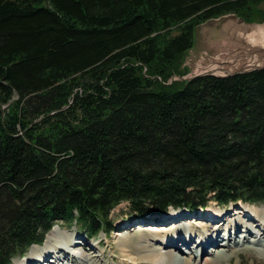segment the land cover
I'll return each mask as SVG.
<instances>
[{
  "label": "trees",
  "instance_id": "trees-1",
  "mask_svg": "<svg viewBox=\"0 0 264 264\" xmlns=\"http://www.w3.org/2000/svg\"><path fill=\"white\" fill-rule=\"evenodd\" d=\"M228 13L264 21V0H0V264L122 202H264V69L169 83Z\"/></svg>",
  "mask_w": 264,
  "mask_h": 264
},
{
  "label": "rangeland",
  "instance_id": "rangeland-1",
  "mask_svg": "<svg viewBox=\"0 0 264 264\" xmlns=\"http://www.w3.org/2000/svg\"><path fill=\"white\" fill-rule=\"evenodd\" d=\"M201 53H204L203 48L200 52L195 53L191 61L188 60V62L192 64L193 71L194 68L197 67L196 66L197 61L200 59V56L197 54H201ZM258 205H262V204H258ZM238 206L239 205H237V207ZM209 207L210 208L212 207L213 209L217 210L216 213L224 209V208H220L216 203L212 201L209 204ZM249 207L253 208L252 204ZM167 210H168L167 213L162 217H157L159 214L155 213L146 221L135 220V218H133L134 214L130 211L128 202H122L112 211L110 217L111 220L110 228L115 227L116 230L113 233L111 232L109 234L100 232L95 237H92V239H87V237L85 236L86 233L80 225L71 226L64 221H59L58 224H56L54 227L50 229L48 236L46 237L47 243L45 244V247L41 248V251L54 250L55 252L56 249L58 251L61 249L58 255L54 253L55 261L53 263L47 261V264H132L129 261L132 259H135L138 262V264H147L143 260L138 259L140 252L136 248V246H139L138 244L142 245L144 243L145 237L148 234L147 232L156 229L157 231H151V233L148 236L151 237L155 233H159L157 237L161 238L162 236L160 235H165L166 232L165 230L167 231L174 229L176 231L185 230V233H187L191 231L190 227L195 225V223L199 224V226H201L203 229L206 227L205 226L206 224L200 223L201 219H195V218L192 219V218L184 217V220L176 221L174 223L170 222V220H168L170 218L168 217H170L171 209L169 210L168 208ZM152 214L153 211L147 212V215H152ZM238 216H241V213L238 210L237 211L230 210V213L227 214L226 216L227 223H228V218H231L234 221L235 219H237ZM246 219L249 220L250 217L249 218L246 217ZM126 221H128L129 223L127 222L126 226H124ZM249 222L253 224L251 220H249ZM149 224H158V225H155L156 227L152 228L148 226ZM167 224L168 225L175 224V225L169 227ZM216 224H217L216 222L211 223L212 229L216 230L218 228L216 227ZM233 224H231L230 226H233ZM140 226H142L143 228ZM224 226H226V223ZM246 228L247 227H245V229ZM220 230H221V236L220 234L215 235L213 233H212L213 235H210L209 233H207V231L202 232L205 234V235L202 234L204 237L216 239L212 243H209L208 240L205 238H203L205 239V241L202 239L203 241L202 245L198 244V242H195L194 240L191 241V243H189L191 238L187 240L188 241L186 243L188 244L187 246L186 244H184V242L182 244L179 242L181 247H178L177 249L174 248L175 250L174 252L176 254L174 256V259H172L173 260L172 264L175 263L176 264H244V262H247V264H264V232L260 228L256 227V229H253V231H251L253 234L249 232L250 229L247 230L240 229L236 237L234 236L235 238L232 237L233 228H232V233L229 229V233H230L229 239H225L222 237V235L224 236L225 234L224 228L221 227ZM247 231L249 233L248 236L247 234H245V232ZM79 232H81V236L85 237L87 240L85 238H80L78 235ZM182 234H184V232ZM125 236L127 238H125ZM218 236H219V241H217ZM77 237H79V241L77 240ZM193 237L196 238L197 240L200 239L196 235H193L192 238ZM68 238L69 240L73 238V242L71 241L70 243L69 241H67ZM127 240L129 244H127ZM205 242H208L209 245L203 246V243ZM151 244L154 246L153 248L155 251L162 250L163 253L168 248L169 250L170 249L172 250L173 247L170 246L168 242L164 243L162 241H158L157 239L156 240L153 239ZM31 247L26 251L23 258H21V256L18 255L13 259L11 264H24L26 258L30 257L32 254ZM128 247L131 250V252L129 251ZM90 248H93V250ZM37 250L40 249L37 248ZM62 251H66L67 253L63 255L61 254ZM134 251L137 254H135ZM209 257L211 258L213 257L212 261L210 259L208 260L206 259ZM37 261L39 260L38 259L33 260V264H36Z\"/></svg>",
  "mask_w": 264,
  "mask_h": 264
},
{
  "label": "water",
  "instance_id": "water-1",
  "mask_svg": "<svg viewBox=\"0 0 264 264\" xmlns=\"http://www.w3.org/2000/svg\"><path fill=\"white\" fill-rule=\"evenodd\" d=\"M202 48L204 53L197 54L200 59L193 71L188 60ZM182 67L187 68V73L173 75L169 83L201 76L225 78L264 69V21L249 22L236 13H228L199 23Z\"/></svg>",
  "mask_w": 264,
  "mask_h": 264
},
{
  "label": "bare ground",
  "instance_id": "bare-ground-1",
  "mask_svg": "<svg viewBox=\"0 0 264 264\" xmlns=\"http://www.w3.org/2000/svg\"><path fill=\"white\" fill-rule=\"evenodd\" d=\"M253 206V205H252ZM242 207H247L246 205H242ZM211 212H216L215 209H211ZM249 210V212H252L254 211L256 215H258L261 219H264V207L263 206H259V205H254L253 208H245V211L247 212V210ZM237 211V210H236ZM216 216V215H214ZM178 217V215L175 216V218ZM248 217V216H247ZM249 218V217H248ZM227 219V218H226ZM251 220V219H249ZM248 219H244L243 216H238L237 219L235 220V223L239 222L241 224H244L247 229H250L252 226V224L249 222ZM228 223L229 225L233 224V219L231 218H228ZM206 226V227H205ZM204 229L199 226L198 224H195L193 226L190 227V230L193 234H196L198 236V238H201V236L205 239L208 240L209 243H212L213 241H215L216 239H211V238H208V237H204L202 234V232H205L207 231V233H209L210 235H213V230L211 228H208L207 225H205ZM58 227V226H57ZM141 227V226H140ZM158 227V226H157ZM154 228V227H152ZM167 228V227H166ZM151 231H157L156 229H153ZM151 231L147 232V236L145 237V241L144 243L141 245V244H138L139 246H136L137 250H139L140 254L138 256V259L140 260H143L145 263L147 264H172V259H174V256H175V249H177L179 246V242H178V237L175 238V236H179V237H182V233L184 232L185 233V230L184 231H176V230H170V231H167L165 230V235H160L162 236L161 238H158L157 236L159 235V233H155L153 236H148ZM182 232V233H181ZM234 232V231H233ZM264 232V231H263ZM51 233V232H50ZM205 235V234H204ZM209 235V236H210ZM216 235V234H215ZM219 237V236H218ZM125 238H127L125 236ZM194 238V237H193ZM154 240H158V241H162L164 243H167L170 245V246H173L172 247V250L169 248L163 253L162 250H154V246L151 244L152 241ZM205 239H203L205 241ZM67 241H69L71 243V241L73 242V238H71L69 240V238L67 239ZM137 241V240H136ZM193 241V239L191 238L190 242ZM140 242V240H139ZM138 242V243H139ZM142 242V241H141ZM188 241H185L184 244H186ZM47 243V241L44 243H41V244H34L32 247H31V250H32V254L30 257L26 258V260L24 261V264H28L29 262H32L33 260H44L45 258V250L44 251H41V248L45 247V244ZM73 244V243H72ZM125 244V243H124ZM127 244L128 243V240H127ZM71 245V244H70ZM134 245V244H133ZM168 245V247H169ZM188 245V244H186ZM126 246H129V245H126ZM135 246V245H134ZM37 248H39L40 250H37ZM93 250V248H90ZM129 249V247H128ZM133 249V248H132ZM61 250V249H60ZM60 250L58 251L57 249L54 251H52V253H55L56 255H58L60 253ZM47 253L48 251H51V250H46ZM129 251L131 252V250L129 249ZM58 252V253H57ZM135 252V251H134ZM67 252L66 251H62L61 254L65 255ZM69 253V252H68ZM133 254V253H132ZM135 254H137L135 252ZM133 258V257H132ZM213 258V257H212ZM212 258L209 257V258H206L207 260L210 259L212 261ZM209 260V261H210ZM132 264H138V262L135 260V259H132V260H129ZM43 264H46V263H43ZM176 264V263H175Z\"/></svg>",
  "mask_w": 264,
  "mask_h": 264
}]
</instances>
